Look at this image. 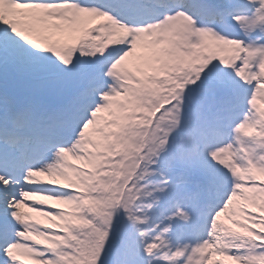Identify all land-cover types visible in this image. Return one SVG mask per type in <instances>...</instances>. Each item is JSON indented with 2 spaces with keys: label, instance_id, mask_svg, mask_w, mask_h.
<instances>
[{
  "label": "snow or ice",
  "instance_id": "obj_1",
  "mask_svg": "<svg viewBox=\"0 0 264 264\" xmlns=\"http://www.w3.org/2000/svg\"><path fill=\"white\" fill-rule=\"evenodd\" d=\"M0 264H264V0H0Z\"/></svg>",
  "mask_w": 264,
  "mask_h": 264
},
{
  "label": "rangeland",
  "instance_id": "obj_2",
  "mask_svg": "<svg viewBox=\"0 0 264 264\" xmlns=\"http://www.w3.org/2000/svg\"><path fill=\"white\" fill-rule=\"evenodd\" d=\"M42 179H47V178H42ZM38 219H42V218H40V217H37Z\"/></svg>",
  "mask_w": 264,
  "mask_h": 264
}]
</instances>
